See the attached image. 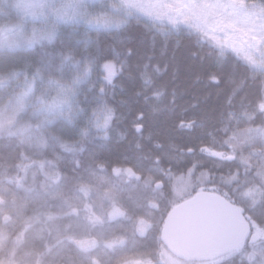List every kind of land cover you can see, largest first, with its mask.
Instances as JSON below:
<instances>
[{"label":"trees","instance_id":"obj_1","mask_svg":"<svg viewBox=\"0 0 264 264\" xmlns=\"http://www.w3.org/2000/svg\"><path fill=\"white\" fill-rule=\"evenodd\" d=\"M13 51L0 58L5 66L0 72L21 66L31 74L39 67L45 78L69 84L89 67L80 104L90 113L103 107L113 117L106 130L94 129L73 144L56 126L22 134L36 121L28 112L0 132V261L13 253L18 264H116L135 250L143 263L167 264L162 254L171 252L162 228L178 202L172 200L173 181L186 174L193 182L189 195L200 187L219 192L264 226L259 195L264 192V73L243 57L192 28L169 33L136 18L114 30H97L88 47L75 38H57ZM68 53L74 59L61 66ZM41 162L57 177L47 188L40 182ZM24 164L33 165L41 187L25 188L13 180ZM158 180L162 189L152 185ZM32 182L31 176L25 180ZM249 189L255 191L249 195ZM58 198V208L49 205ZM88 201L122 214L89 232L98 243L84 249L64 229L81 226ZM71 207L81 212L70 213ZM45 210L58 212L48 229L33 223ZM143 219L150 223L146 235L134 236ZM56 233L61 240H48ZM116 237L128 243L105 244ZM255 240L215 260L175 257L181 264H252L247 253Z\"/></svg>","mask_w":264,"mask_h":264},{"label":"rangeland","instance_id":"obj_2","mask_svg":"<svg viewBox=\"0 0 264 264\" xmlns=\"http://www.w3.org/2000/svg\"><path fill=\"white\" fill-rule=\"evenodd\" d=\"M44 2L45 0H0V28L14 27L22 38L31 36L34 30L37 35H50L51 40L45 38L38 44L53 42L57 38L60 40L75 38L80 40L84 47H88L91 45L93 34L97 30H114L126 23L129 19L136 18L158 31H166L169 33H177L183 26L192 28L213 40L217 45L234 51L251 64L253 60L264 62V48L260 50L247 48L245 44L247 36L242 33L241 28L243 26L238 23L241 17H251L256 12L260 11L261 0H55L57 7H68V17L64 19H57L50 13L47 15V18L41 16L40 4ZM233 4L237 5V7H232ZM73 8L77 13H83L84 17L81 18L80 15H76L75 18H69L72 16ZM44 11L48 13L47 7L44 8ZM101 13H104L112 21L108 28L85 23L88 17ZM10 53L15 52L7 48L0 49V58ZM0 66L5 68L4 64H0ZM255 68L264 73V70L258 69L257 67ZM27 69L18 66L16 68V70L20 72L18 80H5L0 84V109H3L5 105L8 104L9 98L13 93H19L22 90L24 72L27 71ZM85 69H87V74H85ZM85 69L78 83H69L76 90V95L71 101V112L69 113L67 107H65V114L56 116L55 119L48 124L50 126H56V128L63 131L68 137L72 138L69 142L70 144H73L72 141L77 142L78 139L86 136L94 129L106 130L113 117L112 113L103 107H98L91 113L82 108L79 101L81 84L83 80L89 76V73H91L89 67ZM33 71L34 69L31 68V74ZM7 73L8 71H2L0 75H7ZM27 73L29 77H31V74L29 72ZM44 90H47L48 98L56 94V85L49 84L48 78L45 77L43 80L37 79L35 90L30 99H34L36 95H39ZM262 109L264 110V108ZM23 112H28V114H32L33 117L36 118V121L27 123L25 128L29 125H36L39 117L34 114L31 104L16 113L13 125L16 124L17 118ZM10 113L11 108L8 109V113L6 114ZM106 117L110 118L105 125L104 121ZM98 122L102 125L99 128L96 127ZM13 125L6 127L3 131L8 130ZM32 129L36 130L35 127ZM229 152L227 154H229ZM45 164L41 162L39 165V170L44 176V179L40 181L42 188L50 187L57 181V177L53 175L52 171L48 168V163L46 162ZM31 166L33 165H21V175H16V177L13 178L18 185L25 188H36L40 186L38 184L39 179L35 181L36 172L30 170ZM124 175L127 176V172H124ZM30 176L33 178V182L27 185L25 180ZM191 180L188 174H186V176L179 175L175 177L173 181L174 190L172 191L173 201H180L189 196L193 189V182ZM159 181L160 180L154 182L152 185L157 188L156 184ZM82 191L86 196L89 194V188L87 186L82 187ZM61 203V199L58 198L51 200L49 205L58 208ZM68 211L76 214L81 212L80 209L76 207H71ZM83 212L84 214L82 217L84 222L80 223L81 226H77L78 224L70 225L66 226L64 230L69 231L68 237L84 249H88L98 243L94 237L89 235V232L94 230L98 224L103 223V221L122 214L121 210L113 206L106 210L96 203L89 201L83 206ZM56 213L58 212H51L50 210L46 212L45 210L34 218L33 223L48 229L55 220L53 214ZM141 221L147 225V230L150 223L145 219L138 222L136 229L140 226ZM55 230L56 227L53 228V233ZM253 233L256 234L257 237L255 238L256 240L253 239L255 241L249 249L247 257L252 264H264V249H262V246L264 247V239L258 238L259 233H264V226H261L258 230L255 229ZM59 235V233H56L52 237L50 234L47 235V238L52 242H57L61 240V236ZM122 239L126 238L116 237L105 241V244L110 247H115L121 245L119 241ZM60 243L61 241L58 244ZM7 259L9 260L0 261V264H18L14 260L13 253H10ZM162 261L167 264H181V262L167 250L162 254ZM143 264L151 263L145 261Z\"/></svg>","mask_w":264,"mask_h":264},{"label":"snow or ice","instance_id":"obj_3","mask_svg":"<svg viewBox=\"0 0 264 264\" xmlns=\"http://www.w3.org/2000/svg\"><path fill=\"white\" fill-rule=\"evenodd\" d=\"M47 7L48 13L44 11ZM70 7V6H69ZM232 7H237L233 4ZM41 12L40 15L47 18L50 13L53 17L57 19H64L68 17V7H57L55 0H45L44 3L40 4ZM260 11L256 12L253 16H243L238 21L243 27L241 28L242 33L247 36L245 44L249 49L260 50L264 48V0H261ZM76 15H80L81 18L84 17L83 13H77L73 8L72 16L69 18H75ZM88 25H95L98 27L108 28L112 21L104 14L90 16L85 20ZM48 38L51 40L50 35H37L35 30L33 34L27 38H22L14 27L0 28V49L7 48L9 50H16L20 48H33L36 44L40 43L42 39ZM130 54V50H129ZM74 59L71 53L67 55L62 54L61 66L64 62ZM28 62H26L27 64ZM79 61H76L78 64ZM254 67L264 70V62L252 61ZM85 74H87V69H85ZM20 75L19 70L12 69L8 71L7 75H0V84L5 80H18ZM39 80L44 79V75L39 67H36L29 77L27 71L24 72V79L22 82V90L19 93H13L9 98V102L3 109H0V131H3L6 127L13 125L15 122L16 113L28 107L31 104L34 114L39 117L36 125H29L27 128L22 129V134H29L32 128L35 127L37 131H41L50 124L56 116H62L65 114L64 109L67 107L69 113L72 110V99L76 95V90L71 84H62L59 81L54 80L51 76L48 78V83L56 85V94L51 98H48L47 90L42 91L39 95H36L34 99H30L35 90V83ZM80 76H77L73 83H78ZM213 82L218 83L219 78L213 77ZM264 108V104L261 105ZM11 108V113H8V109ZM110 117H106L104 124H107V120ZM102 125L98 122L96 127H101ZM86 131V130H85ZM254 189H249L248 194L251 195ZM261 198H264V192H260ZM147 225L141 221L140 226L133 233L135 236L139 234L140 236L146 235ZM258 238L264 239V233H259ZM255 239V238H254ZM115 243V242H114ZM120 244L126 245L128 241L122 239L119 241ZM133 249H135V244L133 242ZM116 264H143L135 252V250L125 256L122 259H117Z\"/></svg>","mask_w":264,"mask_h":264},{"label":"water","instance_id":"obj_4","mask_svg":"<svg viewBox=\"0 0 264 264\" xmlns=\"http://www.w3.org/2000/svg\"><path fill=\"white\" fill-rule=\"evenodd\" d=\"M255 227L240 205L219 192L200 189L169 211L162 240L179 258L207 261L242 249Z\"/></svg>","mask_w":264,"mask_h":264}]
</instances>
